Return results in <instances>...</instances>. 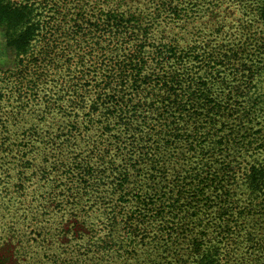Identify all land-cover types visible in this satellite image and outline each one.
<instances>
[{"label":"trees","instance_id":"trees-1","mask_svg":"<svg viewBox=\"0 0 264 264\" xmlns=\"http://www.w3.org/2000/svg\"><path fill=\"white\" fill-rule=\"evenodd\" d=\"M72 2L0 0V29L17 60L0 70V219H31L22 226L41 235L47 264H264V236L249 233L236 255L243 222L227 217L238 208L235 169L264 150V99L252 90L264 89V65L243 62L251 73L241 95L220 69H239L245 56L230 63L236 51H153L138 21L117 11L98 19ZM260 11L264 20V2ZM94 47L104 58L93 68ZM149 59L159 73L147 72ZM181 142L190 161L170 179L164 150ZM252 161L244 179L264 208V162ZM98 204L103 217L92 222ZM196 209L218 213L203 219ZM24 228L9 224L0 264H24L36 246Z\"/></svg>","mask_w":264,"mask_h":264},{"label":"rangeland","instance_id":"rangeland-1","mask_svg":"<svg viewBox=\"0 0 264 264\" xmlns=\"http://www.w3.org/2000/svg\"><path fill=\"white\" fill-rule=\"evenodd\" d=\"M72 3H76L79 7H87L88 13H94L99 17L105 16L109 11H117L123 13L126 19L130 22L135 21L140 23L145 27L150 33L149 40L150 46L153 51L158 44H165L170 47H177L180 49H188L192 45H203L208 46V51L215 50V53H231L235 51L237 54L231 55L232 59L230 63H237L239 56H245L244 61L239 65V69L236 71L230 72L226 66H221L220 69L224 71L221 72V75L225 76L226 81L228 82L227 87H230L234 82L237 84V91L241 92L239 94L243 95L248 93L249 84H247L249 79V73L247 67L244 66L243 62L254 63L257 65H264V20L261 18L260 8L263 5L264 0H72ZM84 29V28H83ZM104 32L99 31L98 38L94 41H97V47H101L104 44L102 40L104 39ZM90 44V41L89 43ZM177 49V50H178ZM74 46L72 51H67L68 55L75 52ZM95 51V47H94ZM153 51L148 52L150 56L153 54ZM156 52V50H155ZM103 52L97 50L94 52L93 56L97 57L94 59V66L102 61L104 56ZM79 53L73 55L75 56V61H77ZM108 57L105 58L106 61L111 62V55L109 53ZM82 55V54H81ZM72 59L70 61L73 60ZM68 59L69 57L65 55ZM110 57V58H109ZM87 60V59H85ZM17 60L15 55L7 50L6 47V38L4 32L0 29V70H9L15 67ZM91 61H89L85 66H81L83 73H86V70L90 67ZM158 64L155 63V60L150 61L147 68V72L152 69H155L156 72H160L157 67ZM188 67H192L191 62L187 63ZM263 67V66H262ZM165 69L172 71V68L165 66ZM228 69V70H227ZM252 69L255 67L252 65ZM264 69L262 68V71ZM234 72L236 75H234ZM81 74V73H80ZM226 74V75H224ZM262 82L260 85L264 86V76L261 77ZM255 91L256 95H259L261 103H263V92L264 89L252 88ZM263 105V104H261ZM97 111L94 107L91 108L92 111ZM85 113V112H84ZM82 112L81 115L84 116ZM96 113V112H95ZM107 114V113H105ZM108 115V114H107ZM264 121V120H263ZM48 123L55 127L58 124V118L48 121ZM68 124L64 122V124ZM53 129V128H51ZM180 133V132H179ZM182 146L179 148L169 150H164L165 160L168 158L169 153H171V158L166 160V165L169 167L167 175L170 179L174 175L175 171L183 172L184 169H187V163L189 159L186 154L185 142H181ZM180 144V145H181ZM175 153V154H174ZM51 152L47 155H41L40 158L43 162H50L52 157L50 156ZM172 154H174L172 156ZM45 156V157H44ZM57 159V158H55ZM252 159L264 162V150L259 154H256L254 157H245L239 168L235 169L234 175L236 176V182L231 186V201L234 202L238 208L235 210H228L229 216L228 219H237L239 222H243L244 230L241 233V240L244 244L241 248H238L236 255L241 254L246 250V242L248 240V234L252 233L253 238H260L264 236V208L257 204L258 199L255 198V194L252 193V190L247 186L244 179L245 170L252 164ZM47 160V161H46ZM150 166H144V170L140 173L145 175V171H150ZM2 171L0 170V173ZM145 174H144V173ZM148 174L145 175L144 179ZM143 178V176H142ZM143 179V181H144ZM163 182V181H162ZM204 200L201 197V201ZM215 203V202H214ZM218 204L219 202L216 201ZM202 204V203H201ZM214 204V208L217 209L219 206ZM234 204V205H235ZM103 204L97 205V210L93 211L94 215L90 216L89 219H92V222L102 219L103 213ZM127 210H130L129 207ZM172 210V209H171ZM178 211L177 209H173ZM191 213H195L198 216L203 217V219H215V214L218 212H212L210 215L200 214L199 210H190ZM227 212V213H228ZM234 212V214H233ZM9 217V216H8ZM168 217V216H167ZM217 219V218H216ZM11 221V222H10ZM15 221L18 226L24 228L22 224L27 221L31 222V219H0V241L5 238L7 234V228L9 224ZM8 223V224H6ZM255 223L257 226H255ZM6 224V225H5ZM13 225V224H12ZM34 230L32 228L22 229L21 232L24 234H29L30 240L36 245L30 255L33 259H29L28 255H24L23 261L24 264H42L41 259L46 261L47 256L44 249L41 248V235L37 231L32 233ZM27 232V233H26ZM10 235V234H9ZM15 246L10 245L9 250H13ZM7 248V247H6ZM9 252V251H8ZM89 263V262H86ZM48 264H50L48 262Z\"/></svg>","mask_w":264,"mask_h":264}]
</instances>
